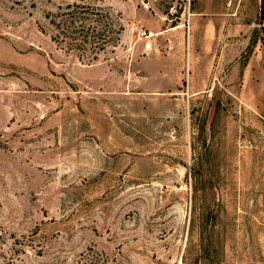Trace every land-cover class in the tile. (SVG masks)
I'll use <instances>...</instances> for the list:
<instances>
[{
  "label": "rangeland",
  "instance_id": "1",
  "mask_svg": "<svg viewBox=\"0 0 264 264\" xmlns=\"http://www.w3.org/2000/svg\"><path fill=\"white\" fill-rule=\"evenodd\" d=\"M0 0V264H264V0Z\"/></svg>",
  "mask_w": 264,
  "mask_h": 264
},
{
  "label": "trees",
  "instance_id": "2",
  "mask_svg": "<svg viewBox=\"0 0 264 264\" xmlns=\"http://www.w3.org/2000/svg\"><path fill=\"white\" fill-rule=\"evenodd\" d=\"M48 16L52 38L88 60L120 38L121 22L111 11L86 0L59 4Z\"/></svg>",
  "mask_w": 264,
  "mask_h": 264
}]
</instances>
